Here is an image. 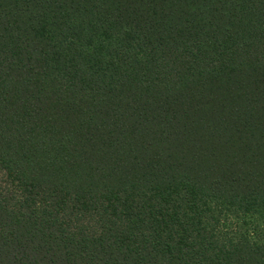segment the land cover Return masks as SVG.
I'll list each match as a JSON object with an SVG mask.
<instances>
[{"label":"trees","instance_id":"1","mask_svg":"<svg viewBox=\"0 0 264 264\" xmlns=\"http://www.w3.org/2000/svg\"><path fill=\"white\" fill-rule=\"evenodd\" d=\"M0 264H264V0H0Z\"/></svg>","mask_w":264,"mask_h":264},{"label":"rangeland","instance_id":"2","mask_svg":"<svg viewBox=\"0 0 264 264\" xmlns=\"http://www.w3.org/2000/svg\"><path fill=\"white\" fill-rule=\"evenodd\" d=\"M1 180H4V173L0 168V182H1Z\"/></svg>","mask_w":264,"mask_h":264}]
</instances>
